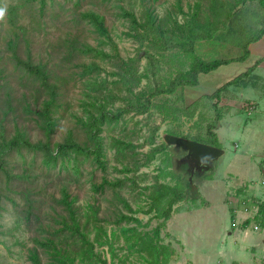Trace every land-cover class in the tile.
<instances>
[{"label":"trees","instance_id":"obj_1","mask_svg":"<svg viewBox=\"0 0 264 264\" xmlns=\"http://www.w3.org/2000/svg\"><path fill=\"white\" fill-rule=\"evenodd\" d=\"M44 1L41 0V7ZM141 1L144 6L141 20L133 13H126L125 16L131 21V29L126 36L140 42V49L144 45L147 48L144 57L148 58V66L144 71L139 67V53L126 59L120 56L101 14L88 11L82 15V19L106 40L100 38L97 47L85 40L73 44L68 41V53L74 51L76 54L102 58L109 67L101 75L100 67L94 62L80 65L85 69L87 79L84 86L89 91L81 103L82 107H86V114L84 117L74 114L77 129H68L62 141L55 140L62 116L55 115L58 109L65 108L67 112V79L73 78L77 72L69 65L68 57L65 63L50 72L44 64L34 65L23 61L15 53V72L27 76L22 86L30 89V92L33 89L36 95L34 102L27 103L29 94L21 92L19 104L24 121H15L8 130L0 128V155L3 156L0 160V196L3 189L7 193L8 190L12 191L14 209L19 205L17 198L25 201L17 225L22 222L29 224L32 216L40 217L36 223L37 229L30 237L33 246L26 251L30 264H135L131 260L133 257L137 260L136 264H170L175 256L174 250L162 243L160 232L171 219L174 207L185 200L192 185L193 173L187 162H182L184 170L179 174H167L175 181L174 184L161 182L159 177H155L154 183L141 186L136 193L137 173L141 168L149 167L168 148L167 145L156 146L154 143V136L160 128L159 123L151 119L154 100L163 94L172 95L179 89L197 87L201 74H210L235 61L245 62L250 55L249 46L263 34L245 43L239 42V37L249 30L246 19L255 16L247 5L254 0H197L193 7L189 5V13L182 10L181 0H178L176 8L183 15L182 23L171 13L163 17L156 14L154 4L158 0ZM259 2L264 4V0ZM14 10L10 11L12 17L15 16ZM204 15L209 16V20H205ZM218 19L223 21L224 27L220 33ZM143 41L148 43L144 44ZM201 41H224L243 53L238 59L206 62L195 52L196 44ZM104 46H110L108 52ZM169 52L175 53L174 57L182 55L181 59H177L181 67L166 79L164 89L158 80L161 79L158 57H165ZM254 69L249 68L211 96L201 98L188 108L196 111L204 100L218 101L229 88L248 84ZM149 79L153 86L148 83L149 87L144 88L143 81ZM42 97L40 109L35 103ZM213 109L215 119L207 125L206 137L174 136L187 140L202 139L205 145L218 148L215 131L228 109L220 108L218 102ZM139 116L148 117V136L143 144L135 145L134 138L140 135L137 129L140 122L127 128V121ZM80 130L84 135L82 137ZM116 130L120 131L117 136ZM104 132L109 135L103 136ZM145 146L151 148L147 152L138 151ZM112 162L113 170L122 176L110 178L104 174L98 181L95 173L91 172L88 193L80 204V192L75 189H80L82 169L87 165L106 172ZM40 176L45 180L59 179V184L46 183L40 192H35ZM125 190L131 196L136 195V210L124 197ZM100 199L108 201L110 207L103 209ZM114 202L122 204L130 214L123 213L119 207H115ZM255 206L257 215L254 220L264 228V203ZM140 213L151 215V220L160 223L151 231H144L142 228L148 224L143 225L136 217ZM250 221H245L242 227L246 229ZM1 228L0 225V233Z\"/></svg>","mask_w":264,"mask_h":264},{"label":"rangeland","instance_id":"obj_2","mask_svg":"<svg viewBox=\"0 0 264 264\" xmlns=\"http://www.w3.org/2000/svg\"><path fill=\"white\" fill-rule=\"evenodd\" d=\"M177 1L158 0L154 4L156 14L163 17L171 13L173 17L177 16L178 22L182 23L183 15L178 13ZM196 1L181 0L182 10L189 13V5L193 7ZM143 9L141 0H45L43 7H41V0H0V128L4 127L8 130L15 121H24L25 117L21 113L19 104L21 92L29 94L27 103L35 101L36 93L33 89L30 92V89L22 86L27 76L21 72H15L14 58L17 53L21 60L29 61L34 65L44 64L50 72L65 63L68 57L69 65L77 74L67 79L69 87L67 112L65 108L58 109L55 115L62 116L59 119V134L55 136V140L62 141L68 129H77L74 114L85 116L86 107H82L81 103L89 92L84 86L87 75L80 65L94 62L100 67L101 75L109 67L102 58L76 54L74 51L71 54L68 53V41H72L73 44L75 41L85 40L97 47L100 38L106 40L95 32L92 25L82 19V15L88 11L101 14L113 42L118 47L120 56L126 59L142 52L145 56L147 51L145 45L140 49V42L126 36L130 32L131 21L125 14L133 13L137 19L141 20ZM11 10H14V17L10 13ZM218 13L222 14V12ZM204 19L209 20V16L204 15ZM213 19L217 18L213 17ZM218 20L221 25L218 32L220 33L224 27L223 21ZM246 22L249 30L239 37V42L245 43L248 39L252 40L259 36L260 31L264 32L263 28L258 30L259 17H248ZM109 49L110 46H104L106 52ZM195 52L206 62L238 59L243 53L224 41L222 43L201 41L196 44ZM173 54L175 53L169 52L165 54V57H158L161 76L158 80L164 89L167 85L166 79L181 67L177 59H181L182 55L174 57ZM144 56L139 62L141 71L148 66V58ZM245 68L246 66L236 61L229 63L210 74L199 75L197 87L179 89L172 95L163 94L154 100L151 119H155L160 125L154 136V143L156 146L167 145L168 148L166 152L158 155L149 167L141 168L137 173L136 193L140 191L141 186L154 183L155 177H159L161 182L174 184L175 181L171 180L167 174L172 172L173 175H177L184 170L182 162L187 152L168 145L166 142L168 135L206 137V127L215 119L213 105L218 102L220 108L228 109L227 114L223 115L218 123V126L222 128L215 131L218 137L216 145L223 151V155L213 162L210 169L194 171L192 185L188 189L185 200L174 207L171 219L166 223L165 229L160 232L162 243L170 246L175 253L170 264H264V228L260 227L255 220H251L246 229L242 227L247 219L255 216L257 211L255 204L264 203V101L260 100L259 108L255 112L256 110H253L255 103L239 99V91L232 87L231 94H227V101L232 104L231 107L225 105V93H223L218 101L204 100L196 111L188 108L192 103L211 96L219 88L244 74ZM148 83L153 86L152 80L149 79L143 81V87H149ZM258 84L256 88H263L260 82ZM262 93L259 92V94ZM43 98L35 103L40 109ZM191 113L194 114L193 117L190 116ZM251 113L253 114L250 115ZM147 118L139 116L133 121H127V128L132 127L135 122H140L137 127L140 135L134 138L135 145L143 144L147 139L149 127L146 125ZM79 132L81 137L84 136L82 130ZM119 133V130L115 131L116 136ZM102 135L109 134L104 132ZM190 140L205 144L202 139L190 138ZM150 148L145 146L138 151L147 152ZM2 159L3 156L0 155V160ZM112 165H114L113 162L108 165L106 172L89 168L87 165L82 169V175L79 177L80 189L73 187L80 192V204L88 193V178L91 172L95 173L98 181H101L104 174L110 178L122 176L113 170ZM50 182L59 184V179L45 180L40 176L35 192H40L42 186ZM8 192L10 194L3 189L0 196L2 227L0 264H30L27 261L26 251L28 247L33 246L30 237L35 233L36 223L40 221V217L32 216L29 224L25 225L26 222H22L20 224L22 227L17 225L16 221L21 216L25 201L17 198L19 205L17 209H14L13 192L10 190ZM123 195L128 199L132 209L136 210L137 206L134 203L136 195L131 196L127 190L123 192ZM99 201L103 209L110 207L108 201L101 199ZM244 202L246 206H251L248 207V212H244ZM140 204L143 205L142 202ZM114 205L123 213L130 214L122 204L114 202ZM237 210H242V217L235 218ZM233 215L234 218H232ZM136 217L143 225L148 224L147 227L142 228L144 231H151L160 223L158 220H151V215L140 213ZM254 226H258L257 231L253 230ZM131 260L137 263L134 257Z\"/></svg>","mask_w":264,"mask_h":264},{"label":"crops","instance_id":"obj_3","mask_svg":"<svg viewBox=\"0 0 264 264\" xmlns=\"http://www.w3.org/2000/svg\"><path fill=\"white\" fill-rule=\"evenodd\" d=\"M247 5H249L250 9L255 12L254 17H259L260 25H258V27H259L258 30H261L262 28L264 30V4L260 3L259 0H254L252 3H247ZM260 33L263 34L262 37L258 41H256L255 43H252L249 46L250 55H249L248 59L245 62H242V63L239 62L241 65L246 66L245 72L249 68H253V67L255 68L254 71L251 73V80L246 85H243L240 87H233V88H236L237 91H239V93H238L239 99L241 98V99H243V101H249V102L255 103V105H254V106H256L255 112H257V110L259 108V104L261 102L260 100L264 101V32L260 31ZM249 63H250V65H249ZM256 64H258V65L255 67ZM259 82L263 85V88H256L259 85L258 84ZM231 88H229L226 92H224L225 93V102H226L225 105L228 107L232 106V104L228 103V101H227L228 100L227 94L228 93L231 94ZM249 91L251 93H247ZM259 92H263V93L259 94ZM263 111H264V108H263ZM263 111L261 110V112H263ZM252 114L253 113H251L250 115H252ZM221 128L222 127L220 126L219 129H221ZM236 212L237 213H236L235 218L236 217L237 218L242 217V215H243L242 210H237Z\"/></svg>","mask_w":264,"mask_h":264},{"label":"water","instance_id":"obj_4","mask_svg":"<svg viewBox=\"0 0 264 264\" xmlns=\"http://www.w3.org/2000/svg\"><path fill=\"white\" fill-rule=\"evenodd\" d=\"M143 56V52L139 54V58H142ZM166 142L168 145H173L187 152V155L184 157L183 161L187 162L192 173H194L195 170L210 169L213 165V162L218 160L223 155V151L219 148L187 140L181 137L168 135L166 137Z\"/></svg>","mask_w":264,"mask_h":264},{"label":"built area","instance_id":"obj_5","mask_svg":"<svg viewBox=\"0 0 264 264\" xmlns=\"http://www.w3.org/2000/svg\"><path fill=\"white\" fill-rule=\"evenodd\" d=\"M251 108V107H250ZM254 109H256V106H254V108H253V110ZM244 205H245V202H244ZM248 207H251V206H244V212H248L249 211V209H248ZM256 207V206H255ZM252 208H254V207H252ZM256 209H257V207H256ZM257 215V211H256V214H255V216ZM255 216L254 217H251V218H249V219H247V220H254L255 219ZM245 220H246V218H245ZM253 230L254 231H257L258 230V226H254L253 227Z\"/></svg>","mask_w":264,"mask_h":264}]
</instances>
